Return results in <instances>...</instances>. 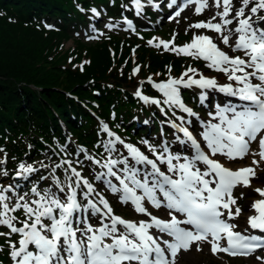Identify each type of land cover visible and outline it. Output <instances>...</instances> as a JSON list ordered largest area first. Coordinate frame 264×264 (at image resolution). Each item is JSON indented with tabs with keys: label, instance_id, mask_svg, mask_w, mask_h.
I'll list each match as a JSON object with an SVG mask.
<instances>
[{
	"label": "snow or ice",
	"instance_id": "obj_1",
	"mask_svg": "<svg viewBox=\"0 0 264 264\" xmlns=\"http://www.w3.org/2000/svg\"><path fill=\"white\" fill-rule=\"evenodd\" d=\"M133 3L139 15L144 5L141 0ZM212 3L218 11L189 28L209 29L217 34L215 39L194 35L190 43L175 46L174 33L172 41L160 40L154 46L202 59L206 68L223 73L229 83L221 84L215 77L188 66L180 77L170 76L166 82L153 83L148 78L163 94L161 99H150L139 89L134 93L165 115L163 106L173 116L179 110L196 118V127L203 129L198 135L184 126L193 124L184 116H176L179 124L168 121L183 133L185 139L180 143L189 144V153H173L167 143L158 151L144 140L142 143L154 157L150 158L115 136L102 145L107 156L96 158L78 146L75 155L83 153L87 165L80 159H62L54 166L41 162V168L50 170L35 180L30 179V174L40 173V168L20 163L14 180L22 177L31 187L25 190L19 183H0V228L7 229L0 231V238L7 246L11 264H176L178 254L189 251L193 243L197 251H202L200 244L206 243L213 255L254 256L257 264H264V255L257 254L264 251V187L252 184L258 171H264V0ZM189 5H195V14L199 15L208 7V0H170L168 19L180 17ZM91 11L100 15L95 8ZM217 17L219 22L213 23ZM126 23L133 27L131 20ZM147 43L153 45V40ZM225 49L240 55H231ZM139 71L138 67L133 69V75ZM193 86L215 89L244 103H217L215 111L208 112L211 119L204 121L181 96V87ZM206 98L201 93V100ZM101 131L114 136L105 123ZM117 143L127 150V155L117 149ZM253 143L258 150H253ZM66 148L67 145L61 150ZM249 156V166L233 169L227 164ZM5 162L0 160V165ZM91 165L103 170L90 168L94 171L92 180L83 175L84 168ZM57 170H62L63 179ZM0 176L7 177L8 172L0 168ZM93 181L103 183L122 205L130 204L135 213L147 219L129 220L115 214ZM238 187L252 188L259 197L251 203L242 231L237 230V221L244 213L238 200L244 199L245 193L235 196ZM149 207L163 210L161 215L167 218L153 215ZM17 213H22V218ZM4 245H0V252Z\"/></svg>",
	"mask_w": 264,
	"mask_h": 264
},
{
	"label": "trees",
	"instance_id": "obj_2",
	"mask_svg": "<svg viewBox=\"0 0 264 264\" xmlns=\"http://www.w3.org/2000/svg\"><path fill=\"white\" fill-rule=\"evenodd\" d=\"M129 1L0 0V155L7 158V178L20 163L33 164L40 171L45 169L41 162L54 166L76 144L96 158L105 156V136L91 111L125 140L147 150L133 120L155 121L160 116L154 106H145L134 97L131 69L140 64L139 73L149 70L152 75L148 76L159 79L171 58L176 73L183 59L155 55L143 45L136 47V37L117 33H109L100 43L87 44L76 36L74 46L65 49L63 44L73 37V29L86 25L92 7L107 20L121 13L132 17ZM42 19L52 23L53 29L47 30ZM144 92L153 94L148 85ZM181 95L186 102L198 104L190 89ZM57 174L63 178L62 170ZM0 245H4L3 238ZM8 259L4 245L0 261Z\"/></svg>",
	"mask_w": 264,
	"mask_h": 264
},
{
	"label": "rangeland",
	"instance_id": "obj_3",
	"mask_svg": "<svg viewBox=\"0 0 264 264\" xmlns=\"http://www.w3.org/2000/svg\"><path fill=\"white\" fill-rule=\"evenodd\" d=\"M162 1L163 0H157V1H153V2L155 3V5H159ZM216 11H218V9L213 6L212 0H211V3L209 4L208 8L201 15L195 14V9H192V10H190L188 12H183L181 14V16L178 17V18H176L175 20H172L171 21L169 19H166L165 22H163L161 24H158L157 25V29H155V30H145V31H140L139 30L138 31L139 37L136 38L138 40V42H137L138 45L136 47H138L140 45H143V46H145L148 49V51L152 52L153 54H155V55L156 54H159L160 53V49L163 46L161 45L159 48H157L154 45L155 44H158L160 40H164L165 42L172 41L174 32L176 34L175 40L173 42L175 46H183L186 43H190L192 41L194 35H208V36L213 37L215 39L216 36H217V34L215 32H213L211 30H207V29H194V28H191L190 29L189 28V25L190 24H193V23H195L197 21H207L210 17L213 16V14ZM185 18H187V19H185ZM177 20H179V23H177ZM94 21L97 23V20H94ZM157 21L159 22L160 19L158 20V18H157L156 19V22ZM216 22H219V18H217V20L213 21V23H216ZM106 24H108V25L109 24L115 25V22L114 23H110V22L108 23V22L103 21V19H102V21L99 23V25H101V28H103V26H106V28L103 29V30H105V33L103 35L97 34L96 36L98 37V40H91L90 37H86V38L83 37V40L86 41V42L92 43V44H94V43H100L101 42V39H103V37L108 32H114V33H117V34H120L121 32H126V30L124 28H122L121 25L117 26V28L116 27L109 28ZM120 28H122V29H120ZM186 29H188L187 32H186ZM161 30H163V33H159V38L160 39L159 40H156L157 41L156 43L153 42V45H149L147 42L149 40H152V38L154 36V34L152 33V31H161ZM173 30H174V32H173ZM78 31H79V29H78ZM206 31H208V32H206ZM91 34H92V31H90L88 33V35H91ZM71 35H73V37L71 39L63 42L65 49H68L71 46H74V44H73V38H75L76 35L74 34V32H72ZM128 38L131 39V37H128ZM169 46H173V45L170 44ZM221 47H223V45H221ZM225 50L226 51H229V53L231 55H237L236 53H231L229 49H225ZM159 55L163 56V55H167V54H159ZM199 61L202 62V64H203L202 66H197L194 63V59L193 58L186 57L185 61L183 62V67L181 65L182 69H181V67H180L181 70L179 69L180 70L179 74L178 75H173V74L169 75V73H168V67L170 65L173 67V65H172L173 64L172 63V58H171L170 59V62H168L164 66V68L166 70L165 71V74H163V75L160 74L161 76H159V77L157 76L159 79L154 78V76H148V74L149 75H152V73L149 72V70H147L145 72V74H141V73L138 72L137 74L133 75V69H135L137 67L140 69V64L135 65L136 63L132 67L131 73H132V76H133V81L136 80V82H138V83H140L139 82L140 79H144L145 77H151V78H153L155 80H168V78L170 76L171 77H180L181 74L186 70V68L188 66H192V67L198 69L199 72L202 73V74H204L205 76L215 77L218 80V82L221 83V84H223V83H229V81H227V79H226V77H225L224 74L219 73V72H216L214 70H209L208 68L205 67V62L202 59H200ZM196 78H198V77H196ZM185 79H187V78L185 77ZM193 87H195V86H193ZM136 90H137V87L133 88L132 89V92H135ZM207 94L210 97L214 96L211 93H207ZM152 95L155 96V93L152 94ZM162 96H163V94L160 93V98H162ZM221 106H223V105L221 104ZM211 108H212V112H214L215 111V105L212 106ZM170 115L171 114L169 113V116ZM200 118H202L204 121H207V120L211 119V117L208 116V112H206L205 115L200 116ZM105 123L107 124V122H105ZM199 131H202V130H199ZM117 136H119L125 142L131 143V144H137L136 142H131V141L127 140V139L125 140L118 133H117ZM78 146L80 148L83 147V145H81V144H76L75 150H77V147ZM134 146H136V145H134ZM75 153H76V151H75ZM75 153H74V155H75ZM82 158H83V154L81 153V155L78 157V159H81L82 160ZM68 159H70V158H68ZM251 161H252V158H251ZM251 161L250 162L248 161V163L246 162V164L247 165H251ZM261 168H264V163H262ZM94 170H96V169H94ZM263 174H264V171H258V173H257V175H258L257 180L260 179L263 176ZM0 181H2L1 178H0ZM46 186L47 185H45V187ZM253 186H256V187H264V183H262V184L253 183ZM98 190L105 196L106 199L109 200L110 203H112L113 208L115 210H117V213L118 214H121V215L122 214H125L124 215L125 218L126 217L127 218H134L135 217L132 213H130L128 211L127 208L120 207V205L118 203V200H116L113 196H109V192L104 193L105 192V188H103L101 186H98ZM240 192H244L245 193L244 203L242 204L241 207H242V209H245L248 212L249 211V207H250L251 203L253 202V200L255 199V197L257 196V194L252 190V188H249V189H247V191L240 190L239 193L237 194V197H239ZM149 211H152L153 213H156L158 215H161V212L163 210L160 211V210H156V209L150 208ZM247 214L248 213H243L242 216L238 219V221H237L238 228L237 229H242L243 228L244 223H245L244 217ZM141 215H140L139 218H141V219H147V217H144L143 215L142 216ZM159 217L167 218L166 216H162V215L159 216ZM13 239H16V238H13ZM200 247L202 248V251H197L196 250L197 249V246H193L191 248V250H194V251H192L190 254H186V255L183 254V255H181L179 257V259L176 261V264H229V263H226L225 261L221 260V257H219L217 255L216 256L211 255L210 252H209V250H208V248H207V246L205 247L204 245H200ZM219 258H220L221 261H217V260H219ZM233 261H234V263H230V264H257V262L255 261V258L254 257H251L246 262L243 261V263L242 262H238L236 260H233Z\"/></svg>",
	"mask_w": 264,
	"mask_h": 264
},
{
	"label": "bare ground",
	"instance_id": "obj_4",
	"mask_svg": "<svg viewBox=\"0 0 264 264\" xmlns=\"http://www.w3.org/2000/svg\"><path fill=\"white\" fill-rule=\"evenodd\" d=\"M220 102V104H221V101H219ZM189 125V124H188ZM191 126V125H190ZM257 198H259L258 196L255 198V199H257ZM245 210V209H244ZM153 213V212H152Z\"/></svg>",
	"mask_w": 264,
	"mask_h": 264
}]
</instances>
